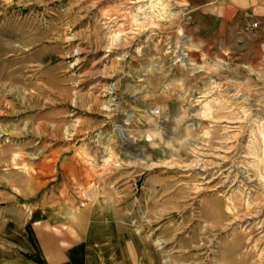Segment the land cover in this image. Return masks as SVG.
<instances>
[{"label": "rangeland", "instance_id": "374dc122", "mask_svg": "<svg viewBox=\"0 0 264 264\" xmlns=\"http://www.w3.org/2000/svg\"><path fill=\"white\" fill-rule=\"evenodd\" d=\"M218 2L0 0V226L106 202L142 264H264L256 42Z\"/></svg>", "mask_w": 264, "mask_h": 264}, {"label": "crops", "instance_id": "0c3cea01", "mask_svg": "<svg viewBox=\"0 0 264 264\" xmlns=\"http://www.w3.org/2000/svg\"><path fill=\"white\" fill-rule=\"evenodd\" d=\"M202 13L219 23L220 36L232 25L242 39L256 42L250 49L264 89V0H219ZM105 203L74 210L60 222L49 208L0 226V264H142V239L114 219L115 209Z\"/></svg>", "mask_w": 264, "mask_h": 264}, {"label": "built area", "instance_id": "2783aa9c", "mask_svg": "<svg viewBox=\"0 0 264 264\" xmlns=\"http://www.w3.org/2000/svg\"><path fill=\"white\" fill-rule=\"evenodd\" d=\"M254 26H256V25L254 24Z\"/></svg>", "mask_w": 264, "mask_h": 264}]
</instances>
